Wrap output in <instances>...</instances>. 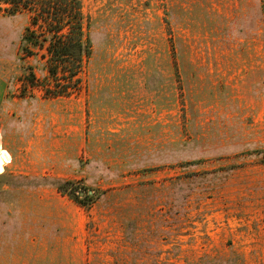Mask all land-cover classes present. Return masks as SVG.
Here are the masks:
<instances>
[{"label":"rangeland","instance_id":"1","mask_svg":"<svg viewBox=\"0 0 264 264\" xmlns=\"http://www.w3.org/2000/svg\"><path fill=\"white\" fill-rule=\"evenodd\" d=\"M81 2L69 97L0 13V264H264V0Z\"/></svg>","mask_w":264,"mask_h":264},{"label":"trees","instance_id":"2","mask_svg":"<svg viewBox=\"0 0 264 264\" xmlns=\"http://www.w3.org/2000/svg\"><path fill=\"white\" fill-rule=\"evenodd\" d=\"M2 12L29 15L20 40L21 59L42 60L45 73L41 78L29 68L21 78L26 87L40 89L48 99L78 92L94 55L91 20L81 0H0Z\"/></svg>","mask_w":264,"mask_h":264},{"label":"crops","instance_id":"3","mask_svg":"<svg viewBox=\"0 0 264 264\" xmlns=\"http://www.w3.org/2000/svg\"><path fill=\"white\" fill-rule=\"evenodd\" d=\"M10 161H11V156L7 152L0 150V169H2L3 172H4L5 166L7 164H9ZM73 257H74V254H73L72 258Z\"/></svg>","mask_w":264,"mask_h":264}]
</instances>
